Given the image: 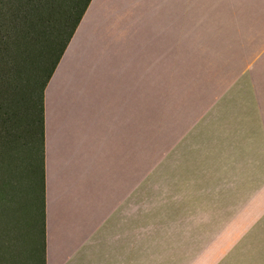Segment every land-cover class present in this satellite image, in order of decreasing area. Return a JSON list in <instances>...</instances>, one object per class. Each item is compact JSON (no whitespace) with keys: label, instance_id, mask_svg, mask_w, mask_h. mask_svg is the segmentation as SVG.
I'll list each match as a JSON object with an SVG mask.
<instances>
[{"label":"rangeland","instance_id":"rangeland-1","mask_svg":"<svg viewBox=\"0 0 264 264\" xmlns=\"http://www.w3.org/2000/svg\"><path fill=\"white\" fill-rule=\"evenodd\" d=\"M85 1L55 0L59 13L39 15L51 19L46 36L43 23L31 27L34 14L15 34L5 33L18 41L0 48L8 58L0 61V106L21 101L19 115L25 113L31 89H40L74 23L62 14L78 13ZM226 1L207 0V15L201 23L198 15L191 19L185 45L198 39L201 25L211 37L221 32L219 7L231 17L252 9L248 0ZM263 12L236 24L235 37L219 50L217 40L184 48L174 24L154 31V125L144 119L143 128L142 264H264ZM237 56L242 63L235 66ZM17 133L22 142V129Z\"/></svg>","mask_w":264,"mask_h":264},{"label":"crops","instance_id":"crops-1","mask_svg":"<svg viewBox=\"0 0 264 264\" xmlns=\"http://www.w3.org/2000/svg\"><path fill=\"white\" fill-rule=\"evenodd\" d=\"M248 1L252 9L243 17L219 7L221 32L211 37L201 25L191 45L184 43L188 25L206 17L207 0L90 2L45 89L44 214L34 227L31 190L22 224L9 225L16 264H142L143 128L144 119L154 125V31L174 24L184 48L217 40L219 50L235 37L236 24L264 8V0ZM237 57L235 66L242 63Z\"/></svg>","mask_w":264,"mask_h":264},{"label":"trees","instance_id":"trees-1","mask_svg":"<svg viewBox=\"0 0 264 264\" xmlns=\"http://www.w3.org/2000/svg\"><path fill=\"white\" fill-rule=\"evenodd\" d=\"M91 1L86 0L78 13L69 10L62 14L63 18L65 17V21L73 17L74 23L71 25L67 39L55 54L54 62L42 82L40 89L36 90V92L35 86L31 89L29 106L26 107L27 112L25 111L24 114L22 112L21 116L19 115L20 106L22 105L21 101L14 100L11 103L13 109L7 108L8 102L0 106V121L2 122L1 126L4 130V132L1 130L3 136H1L2 142L0 144V163L3 165V168H0V171L5 172V174L0 172V264H16L15 256L10 254V240L7 238L8 234H10L9 225L18 227V225L22 224L23 217L27 216L26 211H28L26 209V196L30 194L31 190L35 191L37 196L36 207L33 210L34 214H36L33 224L34 227H38L40 211L42 216L44 214L45 89ZM59 11L60 4L56 6L55 0H0V48L5 46L3 51H6L7 45L14 38H12L13 40L11 39L13 35L6 37L5 33L12 32V34H15V32L20 30L19 28H22L24 23L28 21V19H24L27 14L36 15L30 24L32 28L38 25V23L44 24L42 26H44L45 30L42 29L41 32L46 36L47 30L51 27V19L48 18L47 20L44 15L41 19L39 15L47 12V14L53 16L59 13ZM39 36L42 35L37 36V42L42 44L46 39ZM27 39L28 37L25 36L21 43L23 42L24 46L28 47ZM31 39L34 41H30L31 46L37 44L34 37ZM53 39L51 43L47 41L49 43L47 47H49L50 58L55 56L53 53L55 41H57L58 37H54ZM17 41L18 39L13 41L14 46H16ZM34 48L36 49V47ZM0 57L1 62L4 61V58L8 61L7 56L4 57V54L0 53ZM39 69L40 66L37 68V74ZM13 70L14 68H11L8 71ZM20 129L23 131L22 142L17 133Z\"/></svg>","mask_w":264,"mask_h":264}]
</instances>
